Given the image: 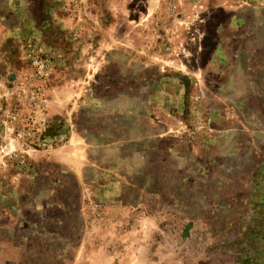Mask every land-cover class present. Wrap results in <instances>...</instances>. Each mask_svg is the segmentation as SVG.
Wrapping results in <instances>:
<instances>
[{
    "label": "rangeland",
    "instance_id": "374dc122",
    "mask_svg": "<svg viewBox=\"0 0 264 264\" xmlns=\"http://www.w3.org/2000/svg\"><path fill=\"white\" fill-rule=\"evenodd\" d=\"M0 264H264V0H0Z\"/></svg>",
    "mask_w": 264,
    "mask_h": 264
},
{
    "label": "built area",
    "instance_id": "2783aa9c",
    "mask_svg": "<svg viewBox=\"0 0 264 264\" xmlns=\"http://www.w3.org/2000/svg\"><path fill=\"white\" fill-rule=\"evenodd\" d=\"M4 152V149H0V153H3Z\"/></svg>",
    "mask_w": 264,
    "mask_h": 264
}]
</instances>
